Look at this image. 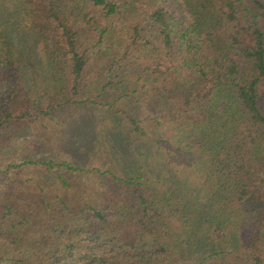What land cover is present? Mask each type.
<instances>
[{"label": "trees", "instance_id": "1", "mask_svg": "<svg viewBox=\"0 0 264 264\" xmlns=\"http://www.w3.org/2000/svg\"><path fill=\"white\" fill-rule=\"evenodd\" d=\"M0 264H264V0H0Z\"/></svg>", "mask_w": 264, "mask_h": 264}, {"label": "rangeland", "instance_id": "2", "mask_svg": "<svg viewBox=\"0 0 264 264\" xmlns=\"http://www.w3.org/2000/svg\"><path fill=\"white\" fill-rule=\"evenodd\" d=\"M29 142H30V140H28L26 143L29 145ZM28 145H26V144L23 143V146H28ZM52 151H53V152H56V150H54V148L52 149ZM46 156L49 157V154L47 153ZM65 156L67 157L66 153H64V154L61 155V156H60V155H58V156H54V158L57 159V161H62L63 158H65ZM72 159H74V158L72 157ZM78 159H79V160H84V159H86V157H84V156H80ZM179 168H180V167H179Z\"/></svg>", "mask_w": 264, "mask_h": 264}]
</instances>
